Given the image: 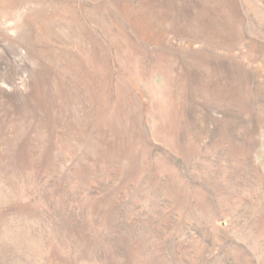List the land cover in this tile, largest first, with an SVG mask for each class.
I'll list each match as a JSON object with an SVG mask.
<instances>
[{"label": "rangeland", "instance_id": "obj_1", "mask_svg": "<svg viewBox=\"0 0 264 264\" xmlns=\"http://www.w3.org/2000/svg\"><path fill=\"white\" fill-rule=\"evenodd\" d=\"M0 264H264V0H0Z\"/></svg>", "mask_w": 264, "mask_h": 264}]
</instances>
